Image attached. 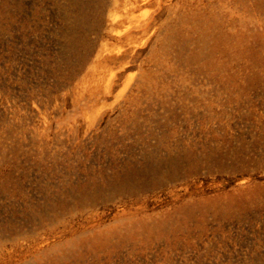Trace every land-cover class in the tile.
I'll return each mask as SVG.
<instances>
[{"label":"rangeland","instance_id":"1","mask_svg":"<svg viewBox=\"0 0 264 264\" xmlns=\"http://www.w3.org/2000/svg\"><path fill=\"white\" fill-rule=\"evenodd\" d=\"M0 264H264V0H0Z\"/></svg>","mask_w":264,"mask_h":264}]
</instances>
